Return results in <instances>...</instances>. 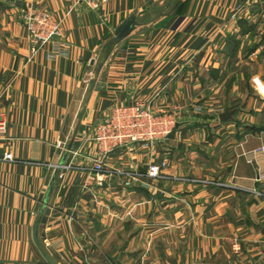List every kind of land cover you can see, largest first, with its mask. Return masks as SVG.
Masks as SVG:
<instances>
[{
	"label": "crops",
	"instance_id": "1",
	"mask_svg": "<svg viewBox=\"0 0 264 264\" xmlns=\"http://www.w3.org/2000/svg\"><path fill=\"white\" fill-rule=\"evenodd\" d=\"M33 1L63 21L68 54L32 56L24 2H0V264H264V160L246 156L264 146V0ZM137 100L180 106L173 134L91 179L94 125ZM162 157L149 185L124 174Z\"/></svg>",
	"mask_w": 264,
	"mask_h": 264
},
{
	"label": "built area",
	"instance_id": "2",
	"mask_svg": "<svg viewBox=\"0 0 264 264\" xmlns=\"http://www.w3.org/2000/svg\"><path fill=\"white\" fill-rule=\"evenodd\" d=\"M24 2L21 19L27 30L30 52L32 56L51 47L50 56L68 54L65 47L63 21L57 16L38 6L33 0H0L5 4L16 5ZM90 8L98 9L110 0H79ZM180 106H173L167 111H158L150 103L137 100L132 104H117L110 108L94 125L93 135L88 139L95 143L97 156L93 158L90 178L100 180L111 171L107 163L109 154L116 150L135 144H147L151 148L164 143L173 134L177 126V115ZM6 123L0 118V143L5 139ZM248 160L255 161L260 157L264 160V146L246 153ZM5 161H15L10 149H6L2 157ZM170 167L168 157L153 159L145 174L139 172H124L127 177L135 179L137 183L149 185L148 180H160L165 176V170ZM134 170V169H132ZM131 171V170H130ZM264 178V171L258 179ZM201 182L199 178L192 179Z\"/></svg>",
	"mask_w": 264,
	"mask_h": 264
},
{
	"label": "water",
	"instance_id": "3",
	"mask_svg": "<svg viewBox=\"0 0 264 264\" xmlns=\"http://www.w3.org/2000/svg\"><path fill=\"white\" fill-rule=\"evenodd\" d=\"M138 25V22L136 20V14H131L122 24H120L118 26V28L116 29L115 31V36L114 38L111 40L110 42V47H112L113 45H116L118 43H120L122 40H124L127 36H129L132 31H134L136 29ZM74 140H75V136L72 138L68 148H67V151L59 165V167H62L64 166L65 164V161L67 160L68 158V155L70 153V151L72 150V147H73V143H74Z\"/></svg>",
	"mask_w": 264,
	"mask_h": 264
},
{
	"label": "rangeland",
	"instance_id": "4",
	"mask_svg": "<svg viewBox=\"0 0 264 264\" xmlns=\"http://www.w3.org/2000/svg\"><path fill=\"white\" fill-rule=\"evenodd\" d=\"M175 1H176V0H165V4L167 5V4L170 3L169 5H171V3H172V2L174 3ZM169 5H168V6H169ZM116 45H117V44H116ZM113 46H115V45H113ZM113 46H112V48H113ZM169 110H170V109H169ZM181 111H182V109H181ZM181 111L178 113L177 117L179 116V114H181ZM157 147H158V146L153 147V150H155ZM169 168H170V167H168L166 170H168ZM166 170H165V176L169 175V174L166 172ZM198 178H199V177H198ZM127 179L130 180V183H133V182H134V183H137L135 179L133 180V179L130 178V177H127ZM194 179H196V178H194ZM155 181H157V180H153V182H155ZM235 246H237V245H235Z\"/></svg>",
	"mask_w": 264,
	"mask_h": 264
}]
</instances>
